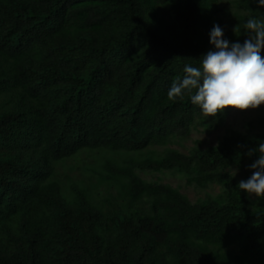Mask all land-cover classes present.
Segmentation results:
<instances>
[{"label": "trees", "instance_id": "trees-1", "mask_svg": "<svg viewBox=\"0 0 264 264\" xmlns=\"http://www.w3.org/2000/svg\"><path fill=\"white\" fill-rule=\"evenodd\" d=\"M230 5L0 0V264H264V197L238 187L264 117L234 128L231 108L167 97L214 50V25L227 40L264 20L256 0ZM199 131L213 143L184 144ZM82 153L102 155L104 193L59 173ZM164 172L214 193L140 176Z\"/></svg>", "mask_w": 264, "mask_h": 264}, {"label": "clouds", "instance_id": "clouds-1", "mask_svg": "<svg viewBox=\"0 0 264 264\" xmlns=\"http://www.w3.org/2000/svg\"><path fill=\"white\" fill-rule=\"evenodd\" d=\"M264 7V0H256ZM247 39L241 44L224 39L219 25L210 32L214 50L201 56L198 67L185 66L184 76L173 81L169 100L190 97L206 117H216L227 108L240 111L264 105V20L252 17L244 25ZM238 29L234 28V32ZM258 152V159L250 165L253 174L238 187L249 196L264 197V143L249 151Z\"/></svg>", "mask_w": 264, "mask_h": 264}, {"label": "rangeland", "instance_id": "rangeland-1", "mask_svg": "<svg viewBox=\"0 0 264 264\" xmlns=\"http://www.w3.org/2000/svg\"><path fill=\"white\" fill-rule=\"evenodd\" d=\"M219 5L222 9V13H224L226 10L231 8V0H218ZM228 17L222 15V20L227 21ZM247 34V33H246ZM246 34L243 38L230 36L227 34L228 38L227 40L230 43L239 42L243 43L245 39H247ZM264 55V51L261 53ZM262 117H264V105H261L257 109H249L246 111H240L231 108L230 111V123L233 124L234 128H245V126L252 122L256 124ZM255 125H253L254 128ZM256 131H259V129H256ZM215 136L213 134L205 133V132H193L191 134V137L187 139L184 144L187 146H190L191 144L199 143L201 146H205L208 144L213 143ZM102 155L97 153H82L75 157L74 159L68 160L63 163V167H59V173H67L72 180H86L88 181V177L92 176V179H90L91 182L95 183V187L98 193H104L103 187L96 183V174L92 171V168L95 170H99L98 164L100 163V158ZM85 166H89L90 169H85ZM140 176L146 180V181H152L156 180L165 184H169L172 187H179L182 191L188 193L189 195L197 198V197H205L208 194H213L214 191L211 186H207L205 188H198L193 185H187L185 178H183L181 175L176 173H142ZM249 196V195H248ZM252 199L257 200L258 197L255 196H249Z\"/></svg>", "mask_w": 264, "mask_h": 264}]
</instances>
